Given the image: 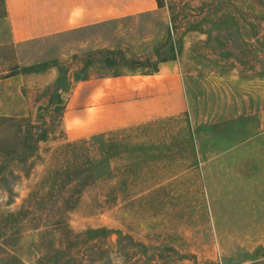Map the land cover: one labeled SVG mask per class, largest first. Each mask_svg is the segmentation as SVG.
<instances>
[{
  "label": "rangeland",
  "instance_id": "obj_1",
  "mask_svg": "<svg viewBox=\"0 0 264 264\" xmlns=\"http://www.w3.org/2000/svg\"><path fill=\"white\" fill-rule=\"evenodd\" d=\"M162 1L155 13L18 45L8 42L7 23L0 21V78H8L0 85V117L50 121L51 111L63 114L60 102L72 79L149 72L159 60L178 56L187 110L137 131L146 145L141 169L102 177L84 190L69 214L70 226L106 227L100 239L107 251L79 249L73 260L264 264V73H240V57L227 55L207 35L223 25L215 24L223 7L243 10L264 31V0ZM256 55L264 61V51ZM61 115L56 140L42 142L26 162L10 159L0 173V228L60 165ZM16 129L12 120H0V134L13 136ZM42 229L30 219L20 222L10 253L38 264Z\"/></svg>",
  "mask_w": 264,
  "mask_h": 264
},
{
  "label": "crops",
  "instance_id": "obj_2",
  "mask_svg": "<svg viewBox=\"0 0 264 264\" xmlns=\"http://www.w3.org/2000/svg\"><path fill=\"white\" fill-rule=\"evenodd\" d=\"M162 7L158 0H0V21L7 23L8 42L18 45L155 13ZM4 79L8 78H0V85ZM63 105L67 140L105 135L111 153L117 154L109 177L136 172L143 167L146 152L138 133L187 110L181 60L178 56L159 60L149 72L72 79Z\"/></svg>",
  "mask_w": 264,
  "mask_h": 264
},
{
  "label": "trees",
  "instance_id": "obj_3",
  "mask_svg": "<svg viewBox=\"0 0 264 264\" xmlns=\"http://www.w3.org/2000/svg\"><path fill=\"white\" fill-rule=\"evenodd\" d=\"M159 6L163 1L158 0ZM223 7L217 11V23H222L217 33L213 27L208 30L209 40H218V45L227 55L238 60V68L257 74L264 73V61L254 53L264 51V31L260 25L249 21V16L241 9ZM196 28V27H193ZM224 47V49H223ZM262 48V50L260 49ZM243 52V53H242ZM248 53L241 58L240 54ZM257 70V71H256ZM63 99V97H61ZM60 110H64V100L60 102ZM54 110V109H53ZM55 111V110H54ZM53 118L34 119L31 115L20 117H0V120L17 124L13 136L5 130L0 134V173L6 171V163L15 158L26 162L36 154L40 144L49 139L56 140L55 130L59 126L61 113L54 112ZM63 113V112H62ZM63 114L61 115L62 119ZM63 130L61 131L62 134ZM59 148V164L50 169L37 187L25 197L20 208L10 212L0 228V255L5 254L4 264H25L16 254L10 253L13 245V234L16 226L27 219L33 220L37 227H43L36 246L42 254L38 264H83L74 261V252L84 249L95 253L107 251L102 232L106 227L89 228L75 231L69 223L70 212L78 205L84 190L98 179L110 175L112 154L110 138L105 135H93L74 140L64 138ZM28 173L29 169L21 168ZM90 262L91 259H88ZM73 262V263H72ZM158 262V261H157Z\"/></svg>",
  "mask_w": 264,
  "mask_h": 264
}]
</instances>
